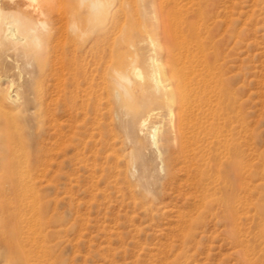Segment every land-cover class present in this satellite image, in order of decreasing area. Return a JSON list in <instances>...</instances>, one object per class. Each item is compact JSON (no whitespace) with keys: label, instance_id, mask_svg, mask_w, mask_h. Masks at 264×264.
I'll return each mask as SVG.
<instances>
[{"label":"rangeland","instance_id":"374dc122","mask_svg":"<svg viewBox=\"0 0 264 264\" xmlns=\"http://www.w3.org/2000/svg\"><path fill=\"white\" fill-rule=\"evenodd\" d=\"M55 1L46 44L0 41V264H264V0ZM151 39L163 74L169 44H196L226 119L217 169L207 152L194 174L172 143L155 147L161 97H117L132 54L146 74Z\"/></svg>","mask_w":264,"mask_h":264},{"label":"bare ground","instance_id":"6f19581e","mask_svg":"<svg viewBox=\"0 0 264 264\" xmlns=\"http://www.w3.org/2000/svg\"><path fill=\"white\" fill-rule=\"evenodd\" d=\"M52 2L53 0H0L1 43H7L15 48H22L25 54L31 47H40L43 44H46L45 41L49 40L46 39V37L48 33H50V29H52V18L53 14H55L53 13V5L51 6ZM81 10L84 12L80 7L75 8L72 11L70 10V14L74 17L78 16V14L80 15ZM61 16L62 11L60 13V18ZM167 18L168 17H166V19ZM61 19H63V17ZM169 19H171V17L167 20ZM168 23H164V26H166ZM82 30L80 31L82 32ZM160 32L162 33V31ZM50 36L51 35L48 37L50 38ZM164 37L165 36L163 35V38ZM167 38L169 37L167 36ZM156 43L158 42H155L153 39H151L148 43L149 49L145 60V64L147 66L146 74H144L137 65L139 59L137 58L136 54H132V60L128 58V60H131L132 62L130 64L127 63L128 65L126 64L127 66L120 72L118 76L119 79H117V84L121 90L117 88L116 91L115 89L116 95L117 97H120L121 91H129L134 88H136V90L138 89L139 92L142 91L139 98V107L141 108L148 106L152 99L155 98L159 100L161 97L159 101L165 104L169 114V129L165 130L167 131L166 134L161 136L159 127L156 125V127L154 126L155 128H153L150 137L155 147L158 148L159 144L162 142H169L168 144L172 143L174 148L178 149L180 152L181 157L187 159L186 161L188 163V167L194 174H196V168H198L196 160L199 152H207L208 157L205 159L206 165L209 167V169H217L223 165L222 157L226 156V150L228 149L227 143L229 138L226 134H223L224 127L226 126V119L224 120L220 114L216 112V110L214 112L211 104H208V100H206V97L208 96L207 88L211 86V83L207 84V80L206 82L205 80H202V85L204 87L199 85L200 81L196 77L198 76L196 75V44L192 47H189L188 49H185V51H182L183 47H181L180 53L178 51L176 53L175 49L169 48V44V49L165 48L164 53L167 55L166 61H168L171 66L169 67L168 72L163 74L161 69L163 61L160 57L164 58V53L161 52L163 56H158L159 51L157 48L159 47H157ZM164 44L166 43L164 42ZM162 45H160L161 49H163ZM71 46L75 47L73 49L71 47L72 50L70 51V54H72L71 52L78 54V52L84 48V43H82L80 40V42L76 44L73 43ZM134 49L136 48L132 45L131 49L129 50L130 52L133 50L135 53L136 50L134 51ZM127 55L128 54H126V56ZM0 93L2 94V90H0ZM2 96L0 99H2ZM153 112L154 110L150 109L148 112V114H150L149 116H151ZM148 119V117L143 119L139 127L145 128L147 126ZM202 172L204 171L202 170ZM224 199H230L229 191H224Z\"/></svg>","mask_w":264,"mask_h":264}]
</instances>
